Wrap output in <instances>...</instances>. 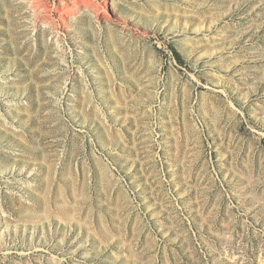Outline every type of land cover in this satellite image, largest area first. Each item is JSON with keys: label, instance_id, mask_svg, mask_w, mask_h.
<instances>
[{"label": "rangeland", "instance_id": "1", "mask_svg": "<svg viewBox=\"0 0 264 264\" xmlns=\"http://www.w3.org/2000/svg\"><path fill=\"white\" fill-rule=\"evenodd\" d=\"M0 264H264V0H0Z\"/></svg>", "mask_w": 264, "mask_h": 264}]
</instances>
